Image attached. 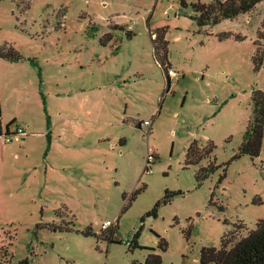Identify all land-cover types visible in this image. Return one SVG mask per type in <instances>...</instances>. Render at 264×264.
<instances>
[{"label": "rangeland", "instance_id": "1", "mask_svg": "<svg viewBox=\"0 0 264 264\" xmlns=\"http://www.w3.org/2000/svg\"><path fill=\"white\" fill-rule=\"evenodd\" d=\"M186 1L0 0L2 133L27 131L0 136V264H142L144 247L200 264L264 218V139L234 159L264 91V1L205 26L191 5L214 0ZM164 26L170 88L152 42ZM195 141L209 153L186 164Z\"/></svg>", "mask_w": 264, "mask_h": 264}, {"label": "trees", "instance_id": "2", "mask_svg": "<svg viewBox=\"0 0 264 264\" xmlns=\"http://www.w3.org/2000/svg\"><path fill=\"white\" fill-rule=\"evenodd\" d=\"M264 0H214L211 3H203L201 1L192 3V8L196 14L192 18L198 20L199 25H215L217 23H221L226 19H233L238 17L241 14L247 13L251 11L254 7H257L258 4L263 2ZM183 6H187L188 3L186 0H181ZM264 27V24H263ZM167 27L157 28L156 32L152 34V42L154 45L156 57L166 72L167 76V87L171 86V79L168 76V69L170 66L168 56H169V48H168V40L167 36ZM230 33H224V37H228ZM262 34V36L260 35ZM258 36L264 39V30L258 32ZM255 43V42H254ZM257 45L256 56L254 61L257 62V68L262 64V60L264 59V45L261 47L259 44ZM14 60L18 58L13 55ZM253 101V110L252 115L249 120L248 127H246L244 133L243 143L239 147V152L234 156V159L240 157L242 154H249L251 157H257L261 153L263 139H264V91L261 89L255 90L252 94ZM15 123V119L9 121L6 125L7 130L10 126ZM142 122L138 124L140 126ZM2 131L1 123H0V133ZM211 150V148L209 149ZM209 151L204 152L197 145V141L190 144L186 153V164L198 163L203 160ZM149 164L145 166L146 171L148 170ZM215 166L209 164L206 167H201L197 172V181L200 182L203 179L207 178L208 175L214 170ZM168 191L162 200L158 201L155 205L154 211H157L158 206L161 201L166 203L170 200V197L173 194L179 193ZM139 193V190L135 192V194ZM127 207V206H126ZM230 232H226L223 234L221 238L222 246L220 248H216L212 246L202 247L200 253V264H264V218L259 219L256 222V228L247 232V235H243L237 240L226 239L225 235ZM139 231H137L132 241H128V246L130 248L135 247H144L141 246L138 242ZM115 241V240H113ZM168 242L161 237L159 242V249L161 251L167 250ZM151 252L147 255L145 262L142 264H162L163 258L160 252H156L155 247H144ZM3 264H11V263H3ZM16 264H32L28 259L20 260Z\"/></svg>", "mask_w": 264, "mask_h": 264}, {"label": "built area", "instance_id": "3", "mask_svg": "<svg viewBox=\"0 0 264 264\" xmlns=\"http://www.w3.org/2000/svg\"><path fill=\"white\" fill-rule=\"evenodd\" d=\"M168 76L170 77V79H171V77L177 78L178 77L177 71H175L174 69H171V68L168 69ZM142 124L145 125V124H150V123L148 120H145ZM25 134H26V130L24 127L16 126L12 132L10 130L6 131V133L4 135H2L3 136L2 140L4 142H11L13 140V138L18 137L20 135L23 136ZM152 161H153V159L148 160L149 167H148L147 172H152V169L150 168L151 167L150 164Z\"/></svg>", "mask_w": 264, "mask_h": 264}, {"label": "crops", "instance_id": "4", "mask_svg": "<svg viewBox=\"0 0 264 264\" xmlns=\"http://www.w3.org/2000/svg\"><path fill=\"white\" fill-rule=\"evenodd\" d=\"M170 65H171V64H170ZM15 120H16V119H15ZM13 125H14V124H13ZM13 125H12V126H13ZM12 126H10L8 130H7V127H6V131H9V130L11 131ZM17 126H21V125H17ZM140 126H142V123L140 124ZM22 127H23V126H22ZM2 135H3V133H2V131H1L0 136H2ZM25 135H27V131H26V134H25ZM11 142H12V141H11ZM3 143H5V142L2 140V144H3ZM9 143H10V142H9Z\"/></svg>", "mask_w": 264, "mask_h": 264}]
</instances>
